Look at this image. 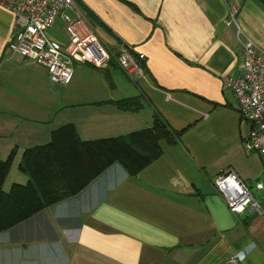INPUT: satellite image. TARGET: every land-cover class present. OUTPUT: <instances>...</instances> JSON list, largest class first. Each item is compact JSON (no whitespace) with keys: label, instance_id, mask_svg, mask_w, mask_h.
<instances>
[{"label":"crops","instance_id":"obj_1","mask_svg":"<svg viewBox=\"0 0 264 264\" xmlns=\"http://www.w3.org/2000/svg\"><path fill=\"white\" fill-rule=\"evenodd\" d=\"M78 1L104 44L144 54L130 95L144 106L113 103L130 97L111 77L122 68L116 60L76 62L66 85L51 82L44 65L8 47L14 13L0 4V159L16 151L4 190L28 182L25 149L67 124L95 140L150 127L158 113L182 135L137 174L115 163L77 195L1 231L0 264H229L233 254L264 264V163L246 151L250 125L224 86L241 63L238 27L264 49V0H241L237 25L226 22L235 0ZM59 23L65 42L46 35L64 46ZM224 170L244 180L262 213L230 211L214 186Z\"/></svg>","mask_w":264,"mask_h":264},{"label":"built area","instance_id":"obj_2","mask_svg":"<svg viewBox=\"0 0 264 264\" xmlns=\"http://www.w3.org/2000/svg\"><path fill=\"white\" fill-rule=\"evenodd\" d=\"M0 4L14 13V24L8 47L25 58L44 65L53 83L66 85L72 78L74 64L90 63L107 68L114 58L134 76L142 73L131 47L120 44L116 50L107 47L97 36L94 26L77 0H0ZM241 0L228 4L227 24L237 25ZM61 21L68 34L64 46L51 41L46 30ZM237 36L242 46L238 74L224 78V86L233 90L236 109L250 125L244 140L247 152H257L264 163V49L238 27ZM216 190L223 196L230 211L242 214L247 210L262 213L261 202L234 170H224L214 179ZM264 187L263 184H259ZM241 254L229 257V264H243Z\"/></svg>","mask_w":264,"mask_h":264},{"label":"trees","instance_id":"obj_3","mask_svg":"<svg viewBox=\"0 0 264 264\" xmlns=\"http://www.w3.org/2000/svg\"><path fill=\"white\" fill-rule=\"evenodd\" d=\"M113 103L126 111L144 106L139 95ZM181 135V130L172 128L158 113L150 127L95 140H82L74 125L67 124L53 132L49 143L25 149L19 168L29 180L14 183L6 191L3 186L16 155L13 150L6 159H0V232L77 195L115 163L130 175L137 174L162 155L163 143L174 145Z\"/></svg>","mask_w":264,"mask_h":264},{"label":"rangeland","instance_id":"obj_4","mask_svg":"<svg viewBox=\"0 0 264 264\" xmlns=\"http://www.w3.org/2000/svg\"><path fill=\"white\" fill-rule=\"evenodd\" d=\"M47 35L50 39L54 41H66L67 40V35L65 32L61 29L60 23L56 24L53 28L49 29L47 31ZM59 45V44H57ZM107 46V45H106ZM109 47V46H107ZM93 72L96 76L98 75L95 71H90V73ZM111 77L115 79V84L118 87H122L128 96H130L132 93L135 91V82L134 76L129 75L127 71H124L122 68H115L112 69L111 72ZM134 97V96H130ZM128 98V97H127ZM12 176V175H11Z\"/></svg>","mask_w":264,"mask_h":264},{"label":"clouds","instance_id":"obj_5","mask_svg":"<svg viewBox=\"0 0 264 264\" xmlns=\"http://www.w3.org/2000/svg\"><path fill=\"white\" fill-rule=\"evenodd\" d=\"M245 247H246V251H250L251 250V242L249 243V245H246ZM240 258L243 259L244 258V255L241 254V257Z\"/></svg>","mask_w":264,"mask_h":264}]
</instances>
